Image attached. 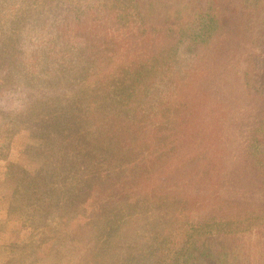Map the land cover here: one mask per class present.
<instances>
[{"label": "trees", "instance_id": "obj_1", "mask_svg": "<svg viewBox=\"0 0 264 264\" xmlns=\"http://www.w3.org/2000/svg\"><path fill=\"white\" fill-rule=\"evenodd\" d=\"M103 1L142 47L89 55L84 134L94 122L103 130L102 138L84 135L89 177L109 179L111 197L142 199L130 207L168 212L154 210L146 233L138 231L150 264H264V0H239L238 17L223 10L226 0ZM182 49L196 59L181 72ZM232 83L261 109L243 139L218 108ZM128 211L100 230L121 227Z\"/></svg>", "mask_w": 264, "mask_h": 264}, {"label": "rangeland", "instance_id": "obj_2", "mask_svg": "<svg viewBox=\"0 0 264 264\" xmlns=\"http://www.w3.org/2000/svg\"><path fill=\"white\" fill-rule=\"evenodd\" d=\"M104 3L0 0V264L154 261L147 243L142 245L146 252L139 253L138 231L145 234L153 211L165 209L130 207L142 199H132L133 193L111 197L110 180L107 184L105 177H89L94 163L84 168V135L86 141L103 135L95 126L98 122L88 125L90 131L84 134L89 55L99 48L109 55V48L116 46L142 47L133 32L116 24ZM240 3L226 0L223 10L238 17L239 11L232 10ZM180 54L174 69L182 72L196 57L188 56L186 49ZM157 84L159 92L163 87ZM238 87L232 83L221 90L224 102L218 108L221 115L234 117L243 139L261 109L250 108L249 98ZM111 170L107 169L109 176ZM86 179L89 184H84ZM123 207L129 211L121 227L101 231L103 219L120 214ZM104 235L107 243L102 246L99 238Z\"/></svg>", "mask_w": 264, "mask_h": 264}]
</instances>
